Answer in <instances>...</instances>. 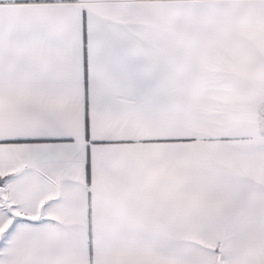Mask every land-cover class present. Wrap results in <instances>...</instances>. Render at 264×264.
Here are the masks:
<instances>
[{
    "label": "snow or ice",
    "instance_id": "snow-or-ice-1",
    "mask_svg": "<svg viewBox=\"0 0 264 264\" xmlns=\"http://www.w3.org/2000/svg\"><path fill=\"white\" fill-rule=\"evenodd\" d=\"M0 264H264V0H0Z\"/></svg>",
    "mask_w": 264,
    "mask_h": 264
}]
</instances>
